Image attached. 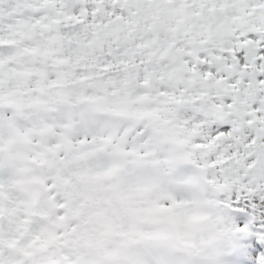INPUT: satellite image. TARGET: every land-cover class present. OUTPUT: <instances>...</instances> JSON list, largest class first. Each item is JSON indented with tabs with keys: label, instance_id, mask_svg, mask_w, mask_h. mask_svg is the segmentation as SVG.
<instances>
[{
	"label": "snow or ice",
	"instance_id": "6c2138e0",
	"mask_svg": "<svg viewBox=\"0 0 264 264\" xmlns=\"http://www.w3.org/2000/svg\"><path fill=\"white\" fill-rule=\"evenodd\" d=\"M0 264H264V0H0Z\"/></svg>",
	"mask_w": 264,
	"mask_h": 264
}]
</instances>
